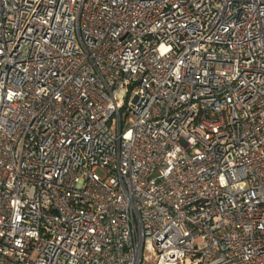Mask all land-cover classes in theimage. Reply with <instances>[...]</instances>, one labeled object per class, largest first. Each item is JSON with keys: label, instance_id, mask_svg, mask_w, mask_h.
Returning a JSON list of instances; mask_svg holds the SVG:
<instances>
[{"label": "built area", "instance_id": "1", "mask_svg": "<svg viewBox=\"0 0 264 264\" xmlns=\"http://www.w3.org/2000/svg\"><path fill=\"white\" fill-rule=\"evenodd\" d=\"M0 264H264V0H0Z\"/></svg>", "mask_w": 264, "mask_h": 264}, {"label": "rangeland", "instance_id": "2", "mask_svg": "<svg viewBox=\"0 0 264 264\" xmlns=\"http://www.w3.org/2000/svg\"><path fill=\"white\" fill-rule=\"evenodd\" d=\"M132 95H133V93H132V91H131L130 94L128 95V97H127L124 101H125L126 103H128V102L131 100Z\"/></svg>", "mask_w": 264, "mask_h": 264}]
</instances>
